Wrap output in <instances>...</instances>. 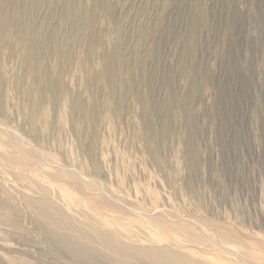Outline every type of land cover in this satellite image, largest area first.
Segmentation results:
<instances>
[{
    "label": "rangeland",
    "instance_id": "1",
    "mask_svg": "<svg viewBox=\"0 0 264 264\" xmlns=\"http://www.w3.org/2000/svg\"><path fill=\"white\" fill-rule=\"evenodd\" d=\"M37 223L264 264V0H0V264H73Z\"/></svg>",
    "mask_w": 264,
    "mask_h": 264
},
{
    "label": "bare ground",
    "instance_id": "2",
    "mask_svg": "<svg viewBox=\"0 0 264 264\" xmlns=\"http://www.w3.org/2000/svg\"><path fill=\"white\" fill-rule=\"evenodd\" d=\"M115 70L110 68L107 70L106 74H108L109 77L113 78V76L115 77L116 75ZM30 117H31V123L33 124H35L39 120L38 112L33 109L31 110ZM41 123L43 122L41 121ZM45 128H46V123L44 125V129ZM31 206L38 215H41L40 217L42 218L47 217L46 219L48 220L50 219L52 223H56L54 220H58L54 216L56 212H54L53 215V213L48 210L45 204L31 203ZM138 212L139 211L136 210L133 213V215L144 225H147L148 227L150 226L152 233L155 236H158V239L161 238L160 236L171 238L176 245H178L180 241L181 242L185 241V238L183 237L176 238L172 234H169L171 229H169L167 226L177 227V225L169 222L168 220H165L162 215L151 216V214L146 215V213L144 214L143 212L137 214ZM164 227L166 228L167 231L164 229ZM39 228L57 248L67 253L73 264H112V263L130 264V262L132 264H211L213 263L212 262L213 260L209 256H201L202 258L195 259L194 256L192 257L186 255L182 250L178 249L177 246L174 245L173 246L168 244L144 245L143 243L141 244L136 243L135 240L137 239L134 235H132L131 238H128L129 240L128 239L125 240L122 238V236L114 232L112 233L110 231L98 232L96 234H92L91 232L88 231L83 233L79 232V236L75 234L77 238H73L72 236L70 237V233L69 235H66L65 233L61 234L59 230L58 231L60 233L56 232V230H52L53 228L50 231H48V229L43 227L42 225H40ZM75 235L73 234L74 237ZM214 235L216 236V234ZM230 236L232 241L236 240L235 238H233L234 236L232 234H230ZM190 238L194 239L193 237ZM97 245L98 248L96 247ZM246 245L247 244L244 243V246ZM99 246L101 247V249H99L100 248ZM103 249L104 252H101V250ZM195 254L198 255L197 252H195ZM120 257L124 259L121 260Z\"/></svg>",
    "mask_w": 264,
    "mask_h": 264
}]
</instances>
